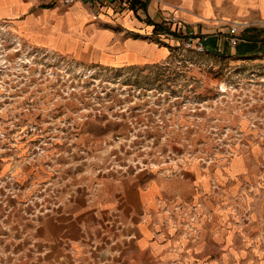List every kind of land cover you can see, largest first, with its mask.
Segmentation results:
<instances>
[{
    "label": "rangeland",
    "instance_id": "obj_1",
    "mask_svg": "<svg viewBox=\"0 0 264 264\" xmlns=\"http://www.w3.org/2000/svg\"><path fill=\"white\" fill-rule=\"evenodd\" d=\"M235 50L108 65L0 22V264H264V55Z\"/></svg>",
    "mask_w": 264,
    "mask_h": 264
},
{
    "label": "crops",
    "instance_id": "obj_2",
    "mask_svg": "<svg viewBox=\"0 0 264 264\" xmlns=\"http://www.w3.org/2000/svg\"><path fill=\"white\" fill-rule=\"evenodd\" d=\"M128 1L60 5L50 0H0V22L12 25L31 46L108 65L165 61L177 45L156 38L162 33H154L153 24L204 37V48L210 44L213 49L206 53L216 56L228 48L225 35L231 26L238 27L241 43L254 39L257 47H264L262 29L255 26L264 21V0H149L146 10L136 14L128 9ZM168 17L178 22H165Z\"/></svg>",
    "mask_w": 264,
    "mask_h": 264
},
{
    "label": "built area",
    "instance_id": "obj_3",
    "mask_svg": "<svg viewBox=\"0 0 264 264\" xmlns=\"http://www.w3.org/2000/svg\"><path fill=\"white\" fill-rule=\"evenodd\" d=\"M77 1H82V0H50L51 3L53 4H60V5H71ZM87 1V0H86ZM142 2L144 1H149V0H141ZM165 22L174 24L178 22L175 18L173 17H168V19L165 20ZM261 27H264V21L261 23H258ZM249 26V25H247ZM238 27L236 26H231L229 28L228 33L225 35V42L227 46L231 49H234L238 45L241 44L242 40L238 36ZM161 36V37H160ZM159 37L156 36L158 39H165L166 41H169L168 44L174 45L176 44L177 47H183L185 49H192L196 53H204V37H201V39H196L193 35H180L179 31L175 28H167L165 32L162 33ZM162 40V41H165ZM165 41V42H166Z\"/></svg>",
    "mask_w": 264,
    "mask_h": 264
},
{
    "label": "trees",
    "instance_id": "obj_4",
    "mask_svg": "<svg viewBox=\"0 0 264 264\" xmlns=\"http://www.w3.org/2000/svg\"><path fill=\"white\" fill-rule=\"evenodd\" d=\"M128 9L131 10L134 14L138 10H146L147 7V1L142 2L141 0H129L128 1ZM147 24H150L149 21H147ZM153 31L154 33L160 34L166 31L165 27H162L160 24H153ZM247 42L241 43L237 47H235V56L241 59L244 58H257L260 55H264V47H257V41L256 40H251V39H246ZM260 42V41H259ZM199 54H207L206 52L204 53H199ZM220 56V55H218Z\"/></svg>",
    "mask_w": 264,
    "mask_h": 264
}]
</instances>
